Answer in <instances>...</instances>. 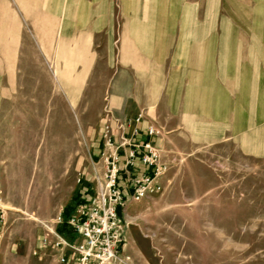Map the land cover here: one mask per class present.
Masks as SVG:
<instances>
[{
	"label": "rangeland",
	"instance_id": "374dc122",
	"mask_svg": "<svg viewBox=\"0 0 264 264\" xmlns=\"http://www.w3.org/2000/svg\"><path fill=\"white\" fill-rule=\"evenodd\" d=\"M123 6L0 0V264L75 260L81 239L69 222L95 197V178L104 173L107 113L126 120L141 110L145 123L157 115L165 127L151 141L160 189L123 204L119 257L128 264H264V134L250 150L205 140L201 128H172L160 109L155 114L154 86L141 87L146 106L138 107V87L128 96L135 101H121L128 87L112 84L124 74L113 33ZM224 14L240 20H228V30H242L243 46L257 45L264 61V0H224ZM112 91L120 101H111ZM58 157L60 176L44 166Z\"/></svg>",
	"mask_w": 264,
	"mask_h": 264
},
{
	"label": "crops",
	"instance_id": "0c3cea01",
	"mask_svg": "<svg viewBox=\"0 0 264 264\" xmlns=\"http://www.w3.org/2000/svg\"><path fill=\"white\" fill-rule=\"evenodd\" d=\"M123 1L121 28L115 36L113 33V38H118L124 74L112 84L128 87L121 101H135L128 96L138 87V107L146 106L141 87L154 86L155 114L160 109L159 118L169 117L172 128H201L205 140H233L240 148L247 143L248 149H258L260 134H264V61L259 62L257 45L243 46L242 30H228V20H240L220 16L224 0ZM137 70L139 73L129 72ZM115 94L112 91L111 101H120ZM144 112L137 113L144 115L142 130L154 124L165 128L162 120L149 111L146 114L156 120L154 124L145 123L149 117ZM143 139L145 135L140 134L133 140L140 144ZM119 168L122 172V162ZM126 173L130 179L152 176L153 169L136 160ZM127 180L119 177L124 196Z\"/></svg>",
	"mask_w": 264,
	"mask_h": 264
},
{
	"label": "built area",
	"instance_id": "2783aa9c",
	"mask_svg": "<svg viewBox=\"0 0 264 264\" xmlns=\"http://www.w3.org/2000/svg\"><path fill=\"white\" fill-rule=\"evenodd\" d=\"M108 121L102 129L103 146L107 150L104 158V173L95 178L97 191L94 198L79 206L78 216L71 218L69 224L75 229L81 243L75 248L73 264H128L127 259L119 257L118 250L122 242L120 211L128 198L139 200L145 195L157 192L160 187L155 183L159 171L158 151L151 141L163 132V128L148 125L144 130L140 125L144 120L142 113L133 119L119 120L107 113ZM115 125V129H114ZM119 134L116 142L115 131ZM127 132L130 134L128 137ZM143 134V143H132L134 137ZM129 148V149H127ZM138 160L141 165L153 169V176L142 175L131 178L126 171ZM123 163L121 172L119 164ZM119 173L125 175L124 196L119 186ZM0 211V224L2 223ZM2 233L0 228V242ZM57 246L60 243L56 244ZM61 264H66L64 257Z\"/></svg>",
	"mask_w": 264,
	"mask_h": 264
},
{
	"label": "bare ground",
	"instance_id": "6f19581e",
	"mask_svg": "<svg viewBox=\"0 0 264 264\" xmlns=\"http://www.w3.org/2000/svg\"><path fill=\"white\" fill-rule=\"evenodd\" d=\"M63 158L58 157L55 161H46L44 166L51 168L57 176H60L64 171Z\"/></svg>",
	"mask_w": 264,
	"mask_h": 264
},
{
	"label": "trees",
	"instance_id": "16d2710c",
	"mask_svg": "<svg viewBox=\"0 0 264 264\" xmlns=\"http://www.w3.org/2000/svg\"><path fill=\"white\" fill-rule=\"evenodd\" d=\"M118 215L120 216L121 215V213H120V211L118 210Z\"/></svg>",
	"mask_w": 264,
	"mask_h": 264
}]
</instances>
